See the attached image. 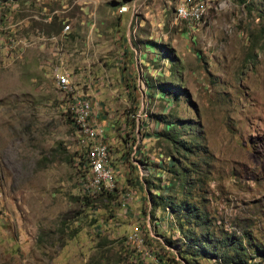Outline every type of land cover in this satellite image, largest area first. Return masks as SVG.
<instances>
[{"label": "rangeland", "instance_id": "obj_1", "mask_svg": "<svg viewBox=\"0 0 264 264\" xmlns=\"http://www.w3.org/2000/svg\"><path fill=\"white\" fill-rule=\"evenodd\" d=\"M183 1L0 0L17 41L0 50V264H186L190 239L264 264V0H192L200 19ZM73 97L116 179L94 198Z\"/></svg>", "mask_w": 264, "mask_h": 264}, {"label": "built area", "instance_id": "obj_2", "mask_svg": "<svg viewBox=\"0 0 264 264\" xmlns=\"http://www.w3.org/2000/svg\"><path fill=\"white\" fill-rule=\"evenodd\" d=\"M192 0H184L176 7L177 14L183 18L196 17L200 19L203 15L201 9L191 6ZM16 8V4L14 5ZM121 9L119 12H122ZM70 29L69 25H64L63 32ZM16 36L14 35L13 38ZM13 38L2 39L0 35V50H13L17 41ZM58 87L65 93L71 91V80L68 73H63L57 77ZM72 122L81 138L84 148L82 156L80 186L82 192L88 198H94L103 192H111L115 189V175L110 166V153L105 142L104 129L94 125L92 118L91 102L80 97H73L68 107ZM84 170V173H83ZM80 172V173H81ZM135 229L134 235L138 236ZM135 237L132 241H136ZM141 240V239H140Z\"/></svg>", "mask_w": 264, "mask_h": 264}, {"label": "trees", "instance_id": "obj_3", "mask_svg": "<svg viewBox=\"0 0 264 264\" xmlns=\"http://www.w3.org/2000/svg\"><path fill=\"white\" fill-rule=\"evenodd\" d=\"M108 195H112L111 193H109ZM157 196V195H154ZM168 208L170 210H173V208L170 206H168ZM185 210L188 212L187 217L188 220L189 219H195L197 222L200 223L201 220H203L202 215L197 213V209L190 207L189 205L186 206ZM188 239H190L189 237H187ZM204 238H207V234L204 235ZM191 240V239H190ZM190 240L189 243L185 240L183 241L184 243H182V246L180 247L179 244H176L175 246L181 249H183L184 246V250L180 251L182 252L183 256L181 255L182 260L186 263V264H201L199 263L195 258L196 257H201V258H206V259H211L214 261H220L223 260L224 264H230L232 263L230 257H228V255L225 254H220L218 255L216 250H215V244L212 245L211 240L210 239H206L205 242L208 243V245H196V244H190ZM168 243L172 244L171 241H169ZM218 264V263H215Z\"/></svg>", "mask_w": 264, "mask_h": 264}, {"label": "crops", "instance_id": "obj_4", "mask_svg": "<svg viewBox=\"0 0 264 264\" xmlns=\"http://www.w3.org/2000/svg\"><path fill=\"white\" fill-rule=\"evenodd\" d=\"M14 5H15V3H14ZM13 5V8H15V6ZM16 5H17V3H16Z\"/></svg>", "mask_w": 264, "mask_h": 264}]
</instances>
